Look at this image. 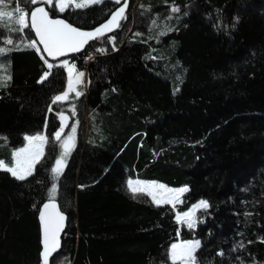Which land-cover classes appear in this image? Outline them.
Returning a JSON list of instances; mask_svg holds the SVG:
<instances>
[{
  "label": "trees",
  "instance_id": "1",
  "mask_svg": "<svg viewBox=\"0 0 264 264\" xmlns=\"http://www.w3.org/2000/svg\"><path fill=\"white\" fill-rule=\"evenodd\" d=\"M137 1L112 43L89 42L70 58L87 72L88 90L57 179L55 133L69 109L53 100L66 72L54 66L41 83L43 53L16 47L34 30L21 36L0 24V48L14 41L0 58L11 76L0 86V161L11 166L26 136L48 139L25 180L0 170V264H43L40 212L54 182L66 224L49 264H173L179 240L201 242L196 264H264V0ZM119 6L105 0L50 16L92 31ZM130 179L189 190L177 208L158 206L133 197ZM200 200L209 207L196 228L181 225L177 213Z\"/></svg>",
  "mask_w": 264,
  "mask_h": 264
},
{
  "label": "snow or ice",
  "instance_id": "2",
  "mask_svg": "<svg viewBox=\"0 0 264 264\" xmlns=\"http://www.w3.org/2000/svg\"><path fill=\"white\" fill-rule=\"evenodd\" d=\"M37 0H29V3L35 4ZM47 4H52L53 0H45ZM116 4L121 5L116 9L111 15L110 19L97 27L94 31H82L77 27L72 26L70 23L61 19H51L49 13L44 7H37L31 12V28L35 30L37 36L39 37V44L43 45V52L47 53L48 56L53 59L66 55L69 52H79L83 47L90 41L97 39L98 37L104 36L106 33L111 32L120 26V21L125 19V11L127 9V0H114ZM102 0H58L59 11L63 12L68 7L74 8H86L94 4H100ZM0 6H6L5 0H0ZM17 13H20L17 23L23 27H27L26 17L27 13L23 12L21 9H15ZM173 12L179 11L178 8H173ZM13 13L10 11L0 10V20H4L6 17L11 18ZM114 41V38H112ZM3 43L7 45L13 44L12 38L3 39ZM37 41L33 40L28 47L34 48L38 53L41 49L38 46ZM10 49L0 48V55L6 54ZM103 51V49H101ZM41 59L44 60V56L41 55ZM47 64L49 71L43 74L41 83L43 80L47 79L51 74V69L53 65L44 60ZM68 69V90L62 95H57L53 103L66 101L69 94L75 92L77 97L81 96L83 93L78 91L76 86L83 83V72H78L75 69V65L69 66L67 62L63 65ZM11 80V76L7 74V68L4 64H0V86H6L7 81ZM74 111V107H73ZM60 119L62 121H67L68 117L61 114ZM72 135H69L66 139L62 141L63 155L60 159L55 161V168L52 170L57 177L62 175V169L66 166V158L72 151L74 147L75 139V128H72ZM61 131L55 133V139L61 140ZM25 139L28 142V147L20 148L13 153L15 164L11 167L6 166L2 161H0V170L9 172L12 177L17 180L23 181L28 176L32 175L33 168L36 162H38L40 156L42 155V145L46 140L43 136H26ZM143 183V187H134L133 185ZM129 189L135 194L138 191L147 190V194L152 197L154 203L158 206L160 204H171L173 207L176 203L182 202L181 196L183 193L187 192L189 189L187 187H182L178 189L168 188L163 184L158 183H146V182H133L128 181ZM157 190L160 191V195H157ZM57 188L54 186L51 190V199L49 203L44 204V211L40 215L43 230V264H49V257L57 251L59 248V235L64 228L65 216L59 211L56 203L54 202ZM168 193L169 195H164ZM209 207L207 201L200 200L190 211L184 212L177 216L178 222L186 223L189 228L195 226V212L201 208L207 209ZM264 243V241H261ZM200 247V241H187L182 244H173L170 250V258L173 264H176L177 260L183 262V264H196V259L194 253ZM179 249V251H177ZM222 255L223 253H219Z\"/></svg>",
  "mask_w": 264,
  "mask_h": 264
},
{
  "label": "rangeland",
  "instance_id": "3",
  "mask_svg": "<svg viewBox=\"0 0 264 264\" xmlns=\"http://www.w3.org/2000/svg\"><path fill=\"white\" fill-rule=\"evenodd\" d=\"M103 1H105V0H102V2ZM111 1H114V0H111ZM140 1V0H139ZM139 1H137V2H139ZM122 3H123V0H122ZM5 5L6 6H0V10H3V11H10V12H12L13 13V16L9 19V18H5L4 20H0V24L2 23V24H5L6 26H8V27H12V26H16V30H18V29H20L21 28V26L17 23V19H18V17H19V15H20V13H17L16 11H15V9H17V8H19V9H21L23 12H25V13H27L28 15H27V17H26V24L28 25L27 27H23L22 28V30H18L17 31V33L19 34V35H24V32H25V30L26 29H30L31 28V12L32 11H34L37 7H44L45 8V10L49 13V17H51L50 16V9H55L57 12H59V13H63V12H65L66 10H68V9H83V8H74V7H68V8H66L65 9V11H63V12H61V11H59V8H58V0H53V3L50 5V4H47L46 2H45V0H37V2L35 3V4H33L32 3V5H33V9H31L30 11H28V10H26L25 8H22V7H20V6H16V5H12L11 3H9V2H7L6 0H5ZM94 5H96V4H94ZM91 6H93V5H91ZM121 6V5H120ZM119 6V7H120ZM129 7H130V0H127V9H126V11H125V19H126V17H127V13H128V10H129ZM87 8V7H86ZM132 11L135 13L136 12V7L134 6V8L132 9ZM133 14V13H132ZM134 15H136V13L134 14ZM111 17V16H110ZM110 19V18H109ZM125 19H122L121 21H120V25H121V23L125 20ZM108 21V20H107ZM106 21V22H107ZM105 22V23H106ZM104 24V23H103ZM120 27V26H119ZM32 29V28H31ZM118 29V28H117ZM34 30V29H33ZM95 30V29H94ZM94 30H92V31H94ZM116 30V29H115ZM115 30H113V31H115ZM113 31H111V32H108V33H106L104 36H101V37H98L97 39H94V40H90L89 42H96L97 41V43L98 44H100V42L102 43V45L105 43V42H108V43H112L113 42V37L111 36V34H112V32ZM33 40H35V41H37L36 39H32V40H29V41H25V42H22V41H20V42H18L17 44H16V47L18 48V47H23V46H28ZM13 43H14V41H13ZM38 43V42H37ZM11 45H7V44H5V46L4 47H2V48H9ZM38 46H39V48L41 49V47H40V45H39V43H38ZM42 51H40V53H41ZM1 56L2 55H0V58H1ZM44 56V55H43ZM47 60V59H46ZM48 61V60H47ZM1 62V61H0ZM65 62H67V64L69 65V66H71V65H75L72 61H71V59H63V60H61V61H57V62H50V61H48V63H50V64H52L53 65V67L54 66H57V67H63L64 68V70H65V72H66V76H67V87H66V90H65V92L68 90V69L66 68V67H64L63 65H64V63ZM75 69H76V71H78L77 70V68L75 67ZM78 72H83L84 73V77H83V83H81V84H79V85H77L76 86V88H77V90L78 91H80V92H82L83 94L81 95V96H79V97H77L76 95H75V92H72V93H70L69 94V97H68V99L66 100V101H62V102H57V103H65V104H67V108L69 109V111H67V112H63V113H61V114H63L64 116H66V117H68V119H67V121H62L61 119V127H60V129L58 130V131H61V129L63 128V132H62V135H61V140H59V144L60 145H62V141L64 140V139H66L69 135H72V128H75L76 129V131H75V139H74V147H73V149H72V151L70 152V154L67 156V158H66V165H67V162H68V160H69V157H70V155L72 154V152H73V150L75 149V147H76V145H77V141H78V132H79V129H80V123H79V115H78V110H77V105H78V100H81V99H83L84 98V96H86V94H87V90H88V75H87V72H85V71H78ZM62 95V94H61ZM73 107H74V111H73ZM61 114L59 115V117L61 116ZM34 136H43V137H45L46 138V140L43 142V145H42V155L40 156V158H39V160H38V162H36L35 163V165H34V168H33V173H34V171H35V167H36V165L42 160V158L44 157V155H45V151H46V145H47V135H46V133L45 132H43V133H41V134H37V135H34ZM58 141V140H57ZM26 147H28V142H27V140H26V142H25V145L23 146V147H21V148H26ZM62 147V146H61ZM20 149V148H19ZM19 149H17V150H19ZM17 150H15V151H17ZM14 151V152H15ZM63 155V148H62V151H61V155H60V157ZM60 157H59V159H60ZM13 159H14V156H13ZM4 163V162H3ZM6 166H9V165H7L6 163H4ZM15 164V159H14V161H13V164L11 165V166H13ZM11 166H9V167H11ZM66 168V166L62 169V172L64 171V169ZM32 173V174H33ZM31 176V175H30ZM29 177V176H28ZM55 178L57 179V176H56V174H55ZM131 181H133V182H137V181H139V182H146V183H158V184H163V183H159V182H148V181H142V180H140V179H130ZM129 180V181H130ZM55 184L53 185V187L55 186L56 188L58 187L57 185H56V182H54ZM163 185H165V184H163ZM134 187H140V188H142L143 187V183H141V184H139V185H137V184H135L134 183V185H133ZM165 186H167V185H165ZM127 187H128V183H127ZM168 187V186H167ZM168 188H171V187H168ZM58 189V188H57ZM173 189H178V188H173ZM128 191H129V193L133 196V197H146V198H148L150 201H152L153 202V200H152V197L151 196H149L148 194H147V190H144V191H138V192H136L135 194L129 189V187H128ZM186 193V192H185ZM185 193H183L182 194V196H181V201H182V197L184 196V194ZM161 193H160V191L159 190H157V195L159 196ZM164 195H169L168 193H164ZM56 197H57V192H56V195H55V199H54V202H56ZM198 203V202H197ZM196 203V204H197ZM156 204V203H155ZM179 204H181V202H178V203H176L175 204V206H174V208H177V206L179 205ZM196 204H194L192 207H191V209L196 205ZM160 205H163V203L162 204H160ZM169 205H171V204H169ZM171 206H173V205H171ZM190 209V210H191ZM190 210H188V211H190ZM203 210H206V209H204V208H201V209H199V210H197L196 212H195V216H194V220H195V226L193 227V229H195L196 228V226H197V223H198V219H199V215H200V213L203 211ZM187 211V212H188ZM182 214L183 213H177V216L178 215H181L182 216ZM181 225H186L187 226V224L186 223H182V222H179ZM188 227V226H187ZM187 241H197V240H186V241H184V240H179L178 242H175L174 244H182V243H184V242H187ZM199 241V240H198ZM200 246H201V242H200ZM200 249V247L196 250V252L194 253V255H195V259H196V254H197V252H198V250ZM170 250H171V248H170ZM177 251H179V249L177 250ZM169 258H170V251H169ZM170 261L172 262V260H171V258H170ZM173 263V262H172ZM176 263H181V264H183V262L182 261H180V260H177L176 261Z\"/></svg>",
  "mask_w": 264,
  "mask_h": 264
},
{
  "label": "water",
  "instance_id": "4",
  "mask_svg": "<svg viewBox=\"0 0 264 264\" xmlns=\"http://www.w3.org/2000/svg\"><path fill=\"white\" fill-rule=\"evenodd\" d=\"M50 18H51V19H61V20H65V19H63V18H61V17H57V18L50 17ZM65 21H66V20H65ZM66 22H67V21H66ZM68 23H69V22H68ZM72 26H73V25H72ZM34 32H35V30H34ZM35 36H36V40H37V42H39V37L37 36L36 32H35ZM88 43H89V42H88ZM88 43H87V44H88ZM87 44H86V45H87ZM39 45H40V44H39ZM86 45H85V46H86ZM85 46H84V47H85ZM40 47H41V51H42V53H43L45 59H47V60L50 61V62H57V61H61V60H63V59H70V58H72V57H74V56L80 54V53L83 51V49H84V47H83V49L80 50L79 52H69V53H67L66 55L59 56V57L53 59L52 57L48 56L47 53H44V52H43V45H40ZM48 203H49V202H48ZM55 203H56V205H57L59 211L65 216V214L61 211V209H60V207H59V204H58L57 202H55ZM43 211H44V207H42L41 212H40V215H41V213H42ZM40 223H41V230H42V222H41V219H40ZM65 224H66V216H65V221H64V227H65ZM63 229H64V228H63ZM62 231H63V230H62ZM61 234H62V232H61L60 235H59V240H60ZM42 239H43V230H42Z\"/></svg>",
  "mask_w": 264,
  "mask_h": 264
},
{
  "label": "crops",
  "instance_id": "5",
  "mask_svg": "<svg viewBox=\"0 0 264 264\" xmlns=\"http://www.w3.org/2000/svg\"><path fill=\"white\" fill-rule=\"evenodd\" d=\"M143 181V180H142Z\"/></svg>",
  "mask_w": 264,
  "mask_h": 264
}]
</instances>
